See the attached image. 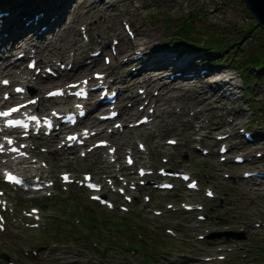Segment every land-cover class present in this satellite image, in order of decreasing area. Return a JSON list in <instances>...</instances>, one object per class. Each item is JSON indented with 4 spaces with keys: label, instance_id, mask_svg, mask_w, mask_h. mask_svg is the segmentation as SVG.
<instances>
[{
    "label": "rangeland",
    "instance_id": "1",
    "mask_svg": "<svg viewBox=\"0 0 264 264\" xmlns=\"http://www.w3.org/2000/svg\"><path fill=\"white\" fill-rule=\"evenodd\" d=\"M12 1L26 3L24 8L29 9L28 12L33 10L32 15L36 12L33 8L36 6H28L33 0ZM77 1L57 0L58 5L64 4L63 17L54 22V29H48L45 16L41 23L36 22L31 30L47 31L43 37L30 34L20 40L18 46L12 45V53H7L5 46L0 45V52L7 53L0 55V67L19 59L17 55L25 50L34 53L37 66L40 65L38 72L34 69L29 71L25 67V57L20 58L18 63L9 66L12 74L7 76L13 79L12 84L27 83L33 91L32 96H43L47 89L62 86L67 79L78 81L88 73L91 75L93 71L100 70L107 73L111 87L117 88L114 80H119L125 71L139 76L146 70H137V65L129 63L126 56L134 49L136 53L140 51L137 48L140 46L135 47L133 40L142 43L146 33L154 31L156 47L160 50L169 53L171 50L183 51L188 56L197 52L202 62L199 71L210 67L214 70L227 68L235 73L237 92L220 96L219 92L210 93L202 78L187 80V89H179L170 102L161 103L160 107L166 110L163 120L159 121L157 114L160 111L157 110L151 123L130 127L129 120H126L122 122V130L111 133L109 130L116 120L107 122L106 135H96L92 141L106 137L116 145L114 158L118 159L115 162L107 154L109 146L88 153L84 146H78L76 150L69 147L54 151L64 139L53 140L55 134L33 135L32 141L39 145L29 147L33 154L28 162L33 165L30 169L25 164L14 165V168L30 179L38 175L54 182L45 192L15 190L2 181L0 166V190L4 189L10 200L5 213V228H0V264H9L3 254H8L15 264H264V178L243 175L245 171L264 169V72L250 67L251 63L246 58L262 50L260 44L264 45V28L255 25L249 35L241 38L242 28L258 21L245 0H104L100 7L108 8L106 11L100 13L92 9L87 12L85 23H74L76 30L73 32H77V36L87 44L82 48L85 51L83 56L77 58L73 65L71 58L66 60L58 54L59 49L47 53L39 46L47 42V36L60 31L61 25L69 22L72 7ZM3 8L0 7V11ZM15 17L10 25L16 22ZM27 21L26 17L19 22L23 26ZM184 21L193 25L190 33L196 38L186 46L174 39L180 36L178 31ZM3 22L7 23V20H0V25ZM127 24H131L136 37L129 35ZM219 37L224 40L220 43L224 48L221 54L213 55L209 49L201 48L205 39L216 40ZM123 38L132 40L131 50L128 47L121 51ZM21 45L26 49L23 50ZM112 45H116L114 51ZM97 50L100 53L96 57L97 62L93 63L90 60ZM106 55L111 57L109 63L104 60ZM69 64H72L70 69ZM79 64L84 66L77 68ZM46 65L59 69L63 65L62 76L44 74ZM239 66L246 70H238ZM173 72L180 75L178 70ZM249 73L253 78L250 80L252 86L246 90L244 75ZM201 74L207 73L203 71ZM180 83L183 81H175L172 85ZM37 85L42 86L41 92ZM132 89L145 95L148 87L141 84ZM127 91L122 89L121 99L117 100L119 108L133 107L127 96L131 91ZM159 91V87L153 88L151 94L160 96ZM97 98L98 95L89 98V105ZM144 99L148 98H140L136 104L140 111L133 115L134 121L142 113H147L140 109ZM46 102L50 113L55 106L48 100ZM117 119L122 121V115ZM89 124L82 119L77 129ZM244 131L251 132L253 140H248ZM170 138L177 143L169 144ZM221 142L230 146L224 154L219 152ZM139 143H143L145 148L140 150ZM203 148L208 152L204 153ZM128 152L135 158L133 165L125 163L124 157ZM236 155L244 156L245 160L236 163ZM223 156L225 160L221 159ZM0 163L5 164L3 157ZM140 166L153 168L154 174L140 177L136 170ZM160 167L189 171L198 179L200 188H187L186 181L179 177L159 176L156 170ZM63 171H68L77 181L63 183L60 179ZM85 172L92 173L94 180L104 183L100 192L107 194L113 207L93 200L91 191L78 183L83 181ZM125 175L135 179V189L125 186L127 193L132 195L131 201L116 190L117 186L124 187L125 179L128 180ZM156 176L174 181V187L159 189L155 186ZM140 179H144V184L139 183ZM208 187L215 193L213 197L206 196ZM146 196L149 200L145 199ZM186 203L202 204L203 208L186 210L183 207ZM169 204L172 206L168 207ZM122 205L127 210L122 209ZM31 208L40 210V219L26 215ZM156 210L162 213L157 214ZM198 214L206 215V219L200 220ZM32 223L37 225L31 226ZM167 229L173 230V234ZM214 232L222 234L212 235ZM210 234L211 237H207ZM46 249L52 251L45 253ZM34 250L37 253L32 252ZM55 250L59 253H54ZM218 255L224 258L218 259Z\"/></svg>",
    "mask_w": 264,
    "mask_h": 264
},
{
    "label": "bare ground",
    "instance_id": "2",
    "mask_svg": "<svg viewBox=\"0 0 264 264\" xmlns=\"http://www.w3.org/2000/svg\"><path fill=\"white\" fill-rule=\"evenodd\" d=\"M104 2V0H78L74 5L73 9L71 11V19L69 20L68 23L63 26V28L60 31H54L52 36H47L46 40L47 42L44 44H40L39 49L46 51L47 53H54L56 52L57 49H59L58 54L68 60L71 58V61H73V65L76 63L74 62L77 58H79L81 55L83 56L84 50L82 48L87 44V42L82 41L80 37L77 36V32H73V30H76V26L74 27V23L81 21L82 23H85V17L87 15L88 11H91L92 9L97 10V12H104L108 8H102L100 7V4ZM12 0H0V7H4L3 11H5L7 14L3 15L0 17V20H7L6 22H3L2 25H0V45L5 46V51L7 53H12V45L14 47L18 46L20 44V40H24L25 37H28L30 34L31 35H36L37 37H43L45 33H40L38 31H32L33 27H35L36 22L41 23L42 20L47 17L48 18V29H54L53 25L54 22H58L60 19L63 17V5H58L57 0H33L31 4L28 6H36L33 7L35 8L36 12L34 14H31V11L33 10H26L24 7L26 6V3H16ZM114 3V2H113ZM111 3L110 5H112ZM27 6V7H28ZM41 7V8H40ZM24 8V9H23ZM38 9H41L37 11ZM15 10V11H12ZM18 10V11H16ZM19 10L22 11L21 16L19 17ZM41 11V12H40ZM13 15V17H12ZM37 15V16H36ZM16 16V17H15ZM45 16V17H44ZM54 17L53 19H50L51 17ZM16 19V22L13 25H10V23L13 21V19ZM27 17V24H24L23 26L20 25V20L23 18ZM33 32L32 33H30ZM73 32V33H72ZM152 33L147 32L145 40L141 43L137 39L133 40V44L140 49L139 53L142 55L139 56L138 53L135 52V49L129 53L127 57V60L129 63L134 64V66L137 67V70L139 69H146L144 72L137 76L133 72H129L128 70L125 71V74L121 75L115 81V84H117V90L122 93L128 90L131 91L130 94L127 93V96L130 97L133 103V107H125V106H120V114L122 115L123 120L126 121L128 118L132 117L137 111H140L136 104L140 101V98H145L144 95H141L139 92L133 90L132 88H136L137 86L143 84L148 87V90L146 91V97L148 98L147 101L144 99V109L147 111V114L150 115L153 119L155 118L154 114H156L157 110L160 112L157 114L159 117V121L163 120V113L166 112L165 109L160 107L161 103H168L170 102V99L174 97V94H176V91L179 89H187V80H197L199 78H202L206 82V85L209 87L208 89L211 90L210 93L214 92H219L220 96L222 95H233L236 94L237 90L236 87L238 85L237 80H236V75L235 73L227 70V68H221L219 70H214L210 67L206 69V73L208 74H201V71H199L200 66L202 62L200 61L201 58L197 55L196 53H191L189 56L186 55V52H181L177 50H171L172 52H166L164 50H160L156 47V40L157 36L154 31H151ZM26 33H28L26 35ZM48 33V32H47ZM120 34V33H118ZM139 38V37H138ZM132 40H128L127 38H123L121 44V51L122 50H127L129 47ZM124 45V46H123ZM23 46V45H21ZM25 46V45H24ZM23 46V50L26 48ZM68 50V54H67ZM73 51V52H72ZM129 52V51H128ZM7 53L2 54L0 52V55H5ZM72 53V55H71ZM135 54H137L135 56ZM27 55V52L25 53ZM130 59V60H129ZM19 59H14L9 62V65H4L5 67H0V75L1 74H6L11 75L12 70L10 65H15L18 63ZM91 61L93 63H96V57L91 58ZM84 66L83 64H79L76 67H81ZM92 68V66H91ZM90 69V68H86ZM174 70H180L181 75L178 76L176 75L173 71ZM156 72V73H155ZM173 72L174 75L171 73ZM67 74V73H66ZM90 74V73H88ZM137 78V79H136ZM2 79V78H1ZM107 77L106 74L101 77V78H94L90 77V83L95 82V83H106ZM175 81L182 82L178 85H172ZM17 84H22L26 85L28 92H32L30 85L24 82H18ZM123 84V87L120 85ZM39 87V92H41V85H37ZM206 86V87H207ZM10 85L4 86L2 84V80H0V92L8 90ZM159 87L160 91L159 94L160 96H153L151 94V90L153 88ZM178 89H175V88ZM13 89V88H12ZM101 89H95V91H100ZM127 91V92H128ZM172 93H171V92ZM27 91L25 90L22 95H25ZM92 94H96L93 92ZM181 94V96H183ZM219 96V97H220ZM29 97H32L29 96ZM13 99V96H10L8 99H4L3 97L0 98V104L1 103H9V101ZM39 103L36 105H27L24 107V109H37L40 106V103L42 101H49V104L52 106H55L53 108H56L57 110L60 108L59 106L61 105V99L62 97H52V98H45L44 96L39 97ZM85 107L87 108L86 114L82 117L83 120H87V122H90L92 125L90 126V131L91 135L93 133H96V129L93 128V125L99 124L100 115H94L95 113L92 112L91 107H94L93 105H98V103H101V107L107 106L105 103H102L101 98L99 97L96 99L94 102L91 103V106L89 105L90 102L84 101ZM152 104V105H151ZM51 114V113H49ZM109 118L106 122H110ZM121 127V126H119ZM119 127L115 128L113 127L111 130L112 131H119ZM102 130H105L104 128ZM111 131V132H112ZM57 135L54 136L55 140ZM27 145L29 147L35 146L36 143L32 140H28ZM112 147V146H111ZM65 144L60 145L57 147L54 151H61L64 150ZM31 156V155H30ZM29 156V157H30ZM31 165L33 164H26L25 166L27 169L31 168ZM254 177V176H253ZM219 258V257H218Z\"/></svg>",
    "mask_w": 264,
    "mask_h": 264
},
{
    "label": "trees",
    "instance_id": "3",
    "mask_svg": "<svg viewBox=\"0 0 264 264\" xmlns=\"http://www.w3.org/2000/svg\"><path fill=\"white\" fill-rule=\"evenodd\" d=\"M255 25L257 26H262L260 23H259V20L257 22H255L253 25L251 26H248L247 28H242L244 29V33L241 34V38L245 35H249L250 32H252V29L255 27ZM193 27V25L190 23V22H187V21H184L182 26L180 27V30L178 32H180V36H176L174 39H176V41L178 43H180L181 45H191L192 41L191 40H196V38L194 37V35H191L190 33V29ZM264 28V26H262ZM182 31V32H181ZM180 38V39H177ZM250 37H252V35H250ZM217 41V42H216ZM194 43V42H193ZM217 43V44H215ZM220 43H224V40L222 38H216V40H209V39H205L204 40V43L202 44V47L201 48H206V49H209L211 51V53L214 55V54H221L223 52V49L221 46H220ZM195 44H197V42H195ZM215 44V45H214ZM261 45V51L257 52V54H250L248 55V60L250 61V67L252 68H255L261 72H264V45L262 46ZM226 48V47H225ZM227 49V48H226ZM219 63V61H217ZM243 66H239V69L240 71H245L246 69L242 70ZM251 74L249 73L248 75H244L245 76V87H246V90H249L248 87L252 86L250 83V80H253V78H251L250 76ZM250 76V78H249ZM259 78V76H258ZM254 80H256L254 78ZM257 82V80L255 81ZM92 218V217H90ZM92 220H94L92 218ZM60 228V227H58Z\"/></svg>",
    "mask_w": 264,
    "mask_h": 264
},
{
    "label": "water",
    "instance_id": "4",
    "mask_svg": "<svg viewBox=\"0 0 264 264\" xmlns=\"http://www.w3.org/2000/svg\"><path fill=\"white\" fill-rule=\"evenodd\" d=\"M245 2L252 11L253 15L259 20V23L262 26H264V0H245ZM221 234L222 232L212 233V235H221ZM4 257L8 258V255H5Z\"/></svg>",
    "mask_w": 264,
    "mask_h": 264
},
{
    "label": "snow or ice",
    "instance_id": "5",
    "mask_svg": "<svg viewBox=\"0 0 264 264\" xmlns=\"http://www.w3.org/2000/svg\"><path fill=\"white\" fill-rule=\"evenodd\" d=\"M4 115H7V113H4ZM8 179H9L10 181H14V182L17 183V184L21 183V181L17 180L15 177H12V176H9Z\"/></svg>",
    "mask_w": 264,
    "mask_h": 264
}]
</instances>
